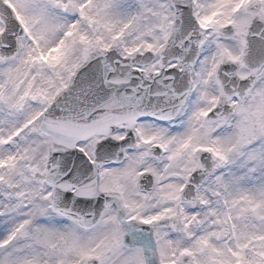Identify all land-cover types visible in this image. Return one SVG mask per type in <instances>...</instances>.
I'll return each instance as SVG.
<instances>
[{
  "label": "snow or ice",
  "instance_id": "6c2138e0",
  "mask_svg": "<svg viewBox=\"0 0 264 264\" xmlns=\"http://www.w3.org/2000/svg\"><path fill=\"white\" fill-rule=\"evenodd\" d=\"M0 264H264V0H0Z\"/></svg>",
  "mask_w": 264,
  "mask_h": 264
}]
</instances>
